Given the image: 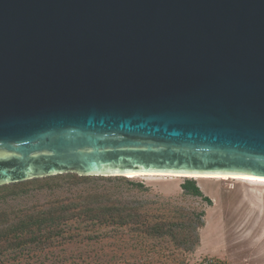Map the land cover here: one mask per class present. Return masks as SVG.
Returning a JSON list of instances; mask_svg holds the SVG:
<instances>
[{"label":"water","instance_id":"95a60500","mask_svg":"<svg viewBox=\"0 0 264 264\" xmlns=\"http://www.w3.org/2000/svg\"><path fill=\"white\" fill-rule=\"evenodd\" d=\"M264 179V0H0V187Z\"/></svg>","mask_w":264,"mask_h":264},{"label":"rangeland","instance_id":"374dc122","mask_svg":"<svg viewBox=\"0 0 264 264\" xmlns=\"http://www.w3.org/2000/svg\"><path fill=\"white\" fill-rule=\"evenodd\" d=\"M188 181L214 194L199 189L202 197L188 196L180 188ZM263 202L264 182L244 180L66 174L2 186L0 235L64 205L119 208L138 222H72L68 236L45 247L0 244V264H264Z\"/></svg>","mask_w":264,"mask_h":264},{"label":"trees","instance_id":"16d2710c","mask_svg":"<svg viewBox=\"0 0 264 264\" xmlns=\"http://www.w3.org/2000/svg\"><path fill=\"white\" fill-rule=\"evenodd\" d=\"M181 190L191 197H202L198 187L193 182H185ZM208 202L207 198H203ZM78 225H95L99 227L112 225L123 227L137 225L138 219L131 213L119 208H100L97 210L77 205H64L56 211L41 213L19 222L15 227L0 235V244L6 248L13 247H45L57 238L67 235L69 223ZM157 231L158 226L151 228ZM68 236V235H67Z\"/></svg>","mask_w":264,"mask_h":264},{"label":"bare ground","instance_id":"6f19581e","mask_svg":"<svg viewBox=\"0 0 264 264\" xmlns=\"http://www.w3.org/2000/svg\"><path fill=\"white\" fill-rule=\"evenodd\" d=\"M141 175H131V176H125L126 178H134V177H139ZM151 176V175H150ZM152 177H167V178H193V179H198V180H201V179H214V180H244V181H251V182H260V183H263L264 182V179H258V178H247V177H213V176H210V177H207V176H152ZM199 189L202 191V192H207L208 190L204 187V186H199ZM209 192V195H213L214 192ZM239 193V192H238ZM247 194V193H246ZM220 195V194H219ZM220 197V196H219ZM263 198V197H262ZM214 202V201H213ZM234 202V201H233ZM237 202V201H236ZM264 203V202H263ZM240 205V204H239ZM244 213V212H243ZM243 216V215H242ZM244 220V219H243ZM238 222V221H237ZM235 223V222H234ZM244 224V223H243ZM240 226V225H239ZM245 227V226H244ZM248 229V228H247Z\"/></svg>","mask_w":264,"mask_h":264}]
</instances>
